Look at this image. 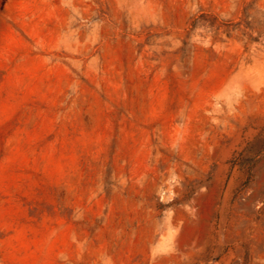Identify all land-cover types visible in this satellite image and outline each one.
<instances>
[{
    "label": "rangeland",
    "instance_id": "374dc122",
    "mask_svg": "<svg viewBox=\"0 0 264 264\" xmlns=\"http://www.w3.org/2000/svg\"><path fill=\"white\" fill-rule=\"evenodd\" d=\"M0 264H264V0H0Z\"/></svg>",
    "mask_w": 264,
    "mask_h": 264
}]
</instances>
